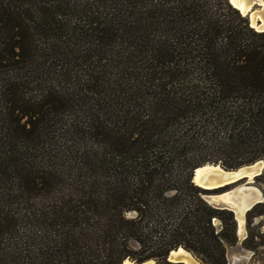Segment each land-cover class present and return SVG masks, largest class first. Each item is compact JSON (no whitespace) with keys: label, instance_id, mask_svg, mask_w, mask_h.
I'll return each mask as SVG.
<instances>
[{"label":"trees","instance_id":"1","mask_svg":"<svg viewBox=\"0 0 264 264\" xmlns=\"http://www.w3.org/2000/svg\"><path fill=\"white\" fill-rule=\"evenodd\" d=\"M3 5L0 27L14 55L24 60L26 44L32 49L13 85L47 81L55 108L75 111L64 133L77 147L60 172L31 157L20 140L46 147L43 112L23 113L14 139L0 136V264L166 262L180 246L226 264L234 213L210 204L192 174L206 163L230 169L264 159V31L229 0ZM42 186L49 192L33 196Z\"/></svg>","mask_w":264,"mask_h":264},{"label":"rangeland","instance_id":"2","mask_svg":"<svg viewBox=\"0 0 264 264\" xmlns=\"http://www.w3.org/2000/svg\"><path fill=\"white\" fill-rule=\"evenodd\" d=\"M4 6L5 5L0 6V13L3 12L1 9ZM5 8H7V6H5L3 9ZM254 9L257 10L258 12H260L261 10L259 15L264 16V13L262 10L263 7L261 3H255ZM1 16L2 15L0 14V21L2 19ZM248 20L251 25V20L249 17H248ZM253 28L259 32L264 31V30H258L255 27ZM9 36L10 35L7 32H5L3 28L0 27V39L8 43V44L0 45V136L7 134L8 137H10L11 139H14L16 134L13 132V128L17 126L15 123H17L18 118L20 117L19 119H20L21 124L27 120L26 115H24L23 113H25L26 111L28 112V114L35 113V112L36 113L43 112L45 114L44 116L46 117V119L47 118L51 119L50 122L48 121L47 124H44L41 126V127L46 128V133L42 132L41 134L42 137H40L41 140L45 143L46 147L32 146L33 139H27L25 138V136L22 137L20 141H24L25 144L27 143L28 146H31L33 148V150L31 151L29 150L31 157H34L35 160H38L41 162L44 161L43 158L52 160V162L49 163L50 166L57 169V172H60L63 168L62 167L63 166L62 164L64 163L63 161L67 163L72 157L69 153L71 150V147H77V143H75V140L72 138V136L68 132H66V134L64 133V131L68 130V128H70V126L72 125L71 124L72 119H73L72 112H75V111L73 109L69 111H65V110L61 111L59 110L60 107L55 108L56 102L53 101V98L47 96V93L45 92L47 89L46 88L47 81L46 82L42 81L40 85H36L34 84V82L32 83V81H35L34 75L30 76V78H28L27 80L22 81V84H21L22 86L13 85V82L17 80L15 78L24 77L26 74V71L30 68L31 60L29 59V56L31 55L32 49L31 51H30V48L29 50H27V48L29 47V44L27 43L26 44L27 47L25 50L26 59L24 60L18 59L13 53L14 50L12 51L11 49L12 46L10 44V40L7 41V39H4L6 37L9 39ZM31 36L32 34H29L25 38L26 41L28 39L29 43H31V40H33ZM35 82H39V81H35ZM50 105H53L54 108L51 109V107H49ZM3 149L2 147H0V161H3L7 155V152L5 151V149L4 150ZM248 164H251V163H248ZM244 165H247V164H244ZM230 169H236V168H230ZM261 175L256 176L253 182L251 183V185H254L258 189H260L264 195V176H261ZM13 184H15L14 181L10 182L8 186H11ZM1 186L4 187V185H1ZM61 186L62 185L60 186L58 185L57 188H60ZM46 187L43 189V186H42V189L33 190L32 191L34 194L33 196L47 194V192L49 191H46L45 189L49 190V187L47 188ZM54 187L55 185L53 186V188ZM233 187H235V185L226 186V187L218 188L215 190H210L204 193L203 196L213 206L220 208V209L229 210L228 208H224L223 206L220 207V206L213 204L211 201H209L206 198V195H218L220 193L229 191ZM37 191L38 193L35 194V192ZM258 204H260V206L256 209V211L262 212V214L252 213L249 217L248 215L249 211L246 213L244 233L242 234L239 233L238 222L235 219L237 222V226H236L237 241L234 244L225 242L226 264H264V201L261 203H257L256 205ZM127 214H128V217L130 218H134L136 216V213L134 211L127 212ZM213 224L217 230H222L223 225H222V220L220 218H217V217L214 218ZM8 245L10 244H7V246ZM128 247L135 252H138L141 249L140 243L135 239H132L129 241ZM187 251H189L202 264H206L195 253H193L190 250H187ZM167 257H166V262H159L156 258H150L144 261H149L148 264H150V262L152 264H174V263L169 262ZM133 261L142 262V261H136V260H133ZM178 264H182V263H178Z\"/></svg>","mask_w":264,"mask_h":264},{"label":"bare ground","instance_id":"3","mask_svg":"<svg viewBox=\"0 0 264 264\" xmlns=\"http://www.w3.org/2000/svg\"><path fill=\"white\" fill-rule=\"evenodd\" d=\"M232 5L237 8L244 16H248L251 19V25L255 27L258 30H263L264 28V16L259 15L260 12L254 9L255 3H261L263 7V13H264V0H230ZM261 20L262 24H259L257 21ZM204 165V164H203ZM262 163L260 164V167L262 168ZM256 166H250L247 169L240 168L239 170H224L220 166H214L212 164H205L202 167H199L197 169V184L200 187H210L213 189L217 187V183L219 184H225L228 182H232L236 179H238L241 175L246 173L249 176V180H252L254 173H255ZM202 176L204 178L202 179ZM222 179V180H221ZM207 182V185H204L203 183ZM205 189V188H204ZM237 193H233L232 191H227L225 193H221L218 195H212L208 198L213 204L217 206H223L224 208L229 209H239V212L241 213L238 215V223H239V233H244V225L245 221L243 218V208L247 206V202L251 199L254 201L261 199V192L258 188L254 186H244L241 185L239 189L236 191ZM171 256H176L175 258H178L185 264H202L199 260H197L189 251L179 248V249H173L171 251ZM170 256V257H171ZM121 264H134L129 258H126ZM147 264V263H146ZM150 264H152L150 262Z\"/></svg>","mask_w":264,"mask_h":264},{"label":"water","instance_id":"4","mask_svg":"<svg viewBox=\"0 0 264 264\" xmlns=\"http://www.w3.org/2000/svg\"><path fill=\"white\" fill-rule=\"evenodd\" d=\"M250 18V17H249ZM251 20V19H250ZM259 24H262V22H261V20H258L257 21ZM263 30H264V28H263ZM263 164L262 165V168L260 167V164ZM207 164H212V165H214V166H220V167H222L224 170H239L240 168H245V169H247L248 167H250V166H253V167H257V168H255V173H254V176H253V178H252V180H249V176L246 174V173H244L243 175H241L238 179H236V180H234V181H232V182H228V183H225V184H219L220 182H218L217 184L218 185H216L217 187H214V188H222V187H226V186H232V185H235V187H233L232 189H230L229 191H232L233 193H237L236 191L239 189V187L241 186V185H244V186H251V183L253 182V180H254V178L256 177V176H259V175H261V174H263V172H264V160L263 159H260V160H257V161H255V162H253V163H251V164H247V165H242V166H240V167H238V168H236V169H226V168H224L221 164H219V163H207ZM205 165V164H204ZM204 165H201V166H198V167H196L195 169H194V171H193V174H192V181L195 183V184H197V177H198V175H197V169L199 168V167H202V166H204ZM204 178V176H202V179ZM222 180V179H221ZM204 185H207V182H205L204 181V183H203ZM252 186H254V185H252ZM255 187V186H254ZM203 188H205V189H208V190H212V188H210V187H203ZM257 188V187H256ZM260 190V189H259ZM260 192H261V194H262V196H261V199L260 200H257V201H254L253 199H251V200H249L248 202H247V206L245 207V208H243V218H244V221H245V217H246V213L248 212V211H250L257 203H261V202H263L264 201V195H263V193H262V191L260 190ZM206 196H208V195H206ZM229 209V208H228ZM229 210H231L233 213H234V216H235V219L237 220V222H238V215H240L241 213L239 212V209L238 208H236V209H229ZM238 227H239V223H238ZM172 251V250H171ZM171 251L169 252V255H168V261L169 262H171V263H174V264H178V263H182V264H185L184 262H182L181 260H179L178 258H175L174 256H171ZM171 256V257H170ZM129 260H131V259H129ZM134 264H148L149 263V261H142V262H135V261H133V260H131Z\"/></svg>","mask_w":264,"mask_h":264},{"label":"flooded vegetation","instance_id":"5","mask_svg":"<svg viewBox=\"0 0 264 264\" xmlns=\"http://www.w3.org/2000/svg\"><path fill=\"white\" fill-rule=\"evenodd\" d=\"M226 192H227V191H226ZM223 193H225V192H223ZM220 194H221V193H220ZM211 196H212V195H209L208 198L211 197ZM208 198H207V199H208ZM208 200H209V199H208ZM209 201H210V200H209ZM179 248H183V247L180 246V247H178V248H176V249H179ZM183 249H185V248H183ZM185 250H186V249H185Z\"/></svg>","mask_w":264,"mask_h":264}]
</instances>
